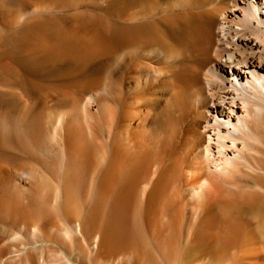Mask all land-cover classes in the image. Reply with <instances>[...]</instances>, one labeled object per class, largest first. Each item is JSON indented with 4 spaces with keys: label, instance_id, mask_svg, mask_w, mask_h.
<instances>
[{
    "label": "bare ground",
    "instance_id": "6f19581e",
    "mask_svg": "<svg viewBox=\"0 0 264 264\" xmlns=\"http://www.w3.org/2000/svg\"><path fill=\"white\" fill-rule=\"evenodd\" d=\"M0 264H264V0H0Z\"/></svg>",
    "mask_w": 264,
    "mask_h": 264
}]
</instances>
